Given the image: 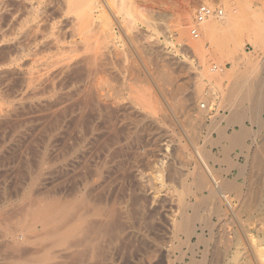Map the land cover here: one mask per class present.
<instances>
[{
    "label": "rangeland",
    "instance_id": "obj_1",
    "mask_svg": "<svg viewBox=\"0 0 264 264\" xmlns=\"http://www.w3.org/2000/svg\"><path fill=\"white\" fill-rule=\"evenodd\" d=\"M200 4L222 8L223 17L234 23L226 31H217L216 26L208 36L205 25L221 21L209 19L200 25L198 38H192L188 28ZM87 50L96 53L95 79L100 77L101 93L105 91L107 98L104 120L87 106L78 108L75 97L64 99L73 88L74 74L58 79L70 82L57 83L56 97L29 95L25 79L31 69L56 65L53 70ZM263 55L264 0H0V264H26L36 248L38 255L46 250L62 253V247L45 246L41 234L44 225L58 223L67 211L65 218L73 225L89 220L94 224L98 219L101 223V218L106 222L105 214L115 212L112 221L117 224L111 227L117 231L112 235L108 229L113 239L106 233L104 246L100 243L108 256L91 263L87 255V262L81 257V264H257L248 246L251 243L259 253L264 250V93L260 124L246 117L239 120L242 107L253 104L232 88L231 59L260 61ZM214 66L217 71H212ZM262 66L256 71L257 80L264 75ZM193 89L196 96L186 108L183 99ZM205 99L208 111L200 108ZM63 106H69L67 116H57L55 108L59 113ZM233 109L238 123L231 120ZM90 126L97 131L90 134ZM241 127L258 132L254 141L245 140L246 149L230 142ZM194 146L209 153L208 164L216 178L232 186L227 195L237 214L224 210V202L211 192ZM95 169H100L101 178L92 195L86 196L80 176ZM96 194H101V205L94 203ZM138 198L143 199L137 202ZM82 203L90 204L89 209ZM80 206L90 211L85 214ZM98 212L101 215L91 214ZM40 219L45 220L40 223ZM184 220L195 234H185ZM19 234L26 236L23 241H15ZM14 246L18 250L12 252ZM76 248L81 249L73 245L70 251ZM261 254L264 260V251ZM67 259L63 263L80 264Z\"/></svg>",
    "mask_w": 264,
    "mask_h": 264
},
{
    "label": "bare ground",
    "instance_id": "obj_2",
    "mask_svg": "<svg viewBox=\"0 0 264 264\" xmlns=\"http://www.w3.org/2000/svg\"><path fill=\"white\" fill-rule=\"evenodd\" d=\"M90 1V0H89ZM92 1V0H91ZM219 20H221V21H216V22H218L217 24H216V22L214 23V21L213 22H208L206 25H205V30L206 31H204L205 32V34L206 35H208V36H212L213 34V32L215 31V27L217 26L218 28H219V30H217V31H220V30H225L229 25H231L232 23H234V21L232 20V19H230V18H228L227 16H225V17H220V19ZM205 24V23H204ZM36 26V25H35ZM232 26V25H231ZM18 27H19V25H18ZM229 28V27H228ZM32 29V28H31ZM35 29V28H34ZM21 30V29H20ZM229 30V29H228ZM234 30V29H233ZM34 31H36V30H34ZM226 31V30H225ZM38 32V31H37ZM228 32V31H227ZM34 33V35H35V32H33ZM225 33V32H224ZM212 34V35H211ZM220 34V33H219ZM232 34V33H231ZM20 35V34H19ZM23 35V34H22ZM31 35H33L32 33H31ZM33 35V40H35L34 38H35V36ZM233 35H235V34H233ZM240 35V34H239ZM225 37V36H224ZM228 37V36H227ZM230 37V36H229ZM214 38V37H213ZM234 38V37H233ZM32 39V38H31ZM221 39V38H220ZM236 39V38H235ZM227 40H228V38H227ZM234 39H232L231 40V45L230 46H232L233 47V43H234ZM31 42V41H30ZM32 42H34V41H32ZM237 42V41H236ZM235 42V43H236ZM37 43V42H36ZM223 43V42H222ZM228 43H230L229 41H228ZM229 45V44H228ZM44 46H45V44H44ZM52 46V45H51ZM54 46V45H53ZM237 46H239V45H237ZM38 48V47H37ZM84 48V47H83ZM87 48H85V50H86ZM240 49V48H239ZM54 50V49H53ZM77 50V49H76ZM233 50H235V47H234V49ZM87 51H90V50H87ZM86 51V52H87ZM35 52V51H34ZM45 52V51H44ZM91 52V53H90ZM90 52H88L86 55H82L81 57H76V55H75V58H68L67 60H69L67 63H65V65L63 64V62H60L61 63V67L59 66V67H54L53 68V70L51 69L53 66H56V65H53V64H56V63H53L52 65V67H48V69H51V70H48L47 68H43V70H41V71H35L34 69H31L33 72L32 73H30L29 75H28V77L29 78H27V79H25V81H28L29 80V87L31 88L30 90H31V94H29V95H33V96H35V95H37V96H39V95H45L46 93L47 94H49V95H51V96H55V95H57V93H56V91H57V89H56V87H60V86H56L57 85V83H60V82H58V79H59V81H60V78L61 77H67V76H65L66 74L68 75V73H70V74H74L73 76H71V80H73L72 82V85H73V90L71 91L70 90V88H69V90H70V92H66V94L64 93V92H62V93H64V99H68V97L69 96H73V97H75V99L74 100H76L78 103H76L78 106H80V105H82V106H84V107H88L89 108V110H91L92 111V113L93 112H95V114L97 113L98 114V118L100 119L101 118V120H104L105 119V114H108L107 112H108V104H107V101H106V99H105V91H104V95L101 93V88H100V86H101V84H100V77L98 78V79H95V74L97 73L96 71H94V70H96V69H94V64H93V62H94V54H96V53H94V54H92V51H90ZM33 53V52H32ZM85 53V52H84ZM84 53H82V54H84ZM77 55H79V54H77ZM33 56V55H32ZM34 56H36V55H34ZM38 56V55H37ZM42 56V55H41ZM62 56V55H61ZM71 56H73V55H71ZM96 56V55H95ZM246 56V55H245ZM264 56V55H263ZM67 57V56H66ZM69 57V56H68ZM74 57V56H73ZM33 58H35V57H33ZM257 58V57H256ZM51 59V58H50ZM262 59H263V57H262ZM49 60V59H48ZM97 60V59H96ZM57 61V60H56ZM63 61V60H62ZM43 62V61H42ZM47 62V61H46ZM45 62V63H46ZM54 62V61H53ZM231 62H232V66L233 67H235V71H234V76L233 77H235L233 80H234V83H233V89L235 90V94L236 95H239L240 97H242V98H244V99H247V100H249L250 102H252V104L253 105H250V107H247V108H245L244 109V107H242L243 108V111H240V112H238V113H240V118H239V120L240 119H242L243 117L245 118H249V119H251V120H254V122L255 123H257V124H260V119H259V115H260V113L262 112V110H263V106H262V94L264 93V75L262 76V77H260V78H258V80L256 79L257 77V75H258V73L256 72L257 71V69H258V67H260V66H262V65H264V60H254V59H250V57H246V59H243V58H240V57H234V58H232L231 59ZM36 63V61L35 60H33V64H35ZM40 63V62H39ZM45 63L43 64L44 65V67H46V65H45ZM49 63H51V62H49ZM42 64V63H41ZM42 65V66H43ZM47 65H50V64H47ZM59 65V63L57 64V66ZM36 66H41V65H36ZM51 66V65H50ZM35 67V66H34ZM262 67H264V66H262ZM261 67V68H262ZM40 69H42V67L40 68ZM31 70H30V72H31ZM263 70V69H262ZM34 71L36 72V73H34ZM136 71V70H135ZM27 72V71H26ZM72 72H74V73H72ZM166 73V72H165ZM264 73V72H263ZM69 74V75H70ZM167 74V73H166ZM68 75V78L70 77ZM163 75H164V73H163ZM97 76V75H96ZM168 75H166V77H167ZM261 76V75H260ZM63 77V78H64ZM98 77V76H97ZM161 78H163L164 79V77L162 76ZM65 79H67V78H65ZM64 79V80H65ZM69 80V82H70V79H68ZM62 81V80H61ZM66 81V80H65ZM100 81V82H99ZM64 81H62L61 83H63ZM68 81L65 83L64 82V84L65 85H67L68 83H69ZM60 83V84H61ZM21 84V83H20ZM70 85H71V83H70ZM70 85H69V87H70ZM36 86H39L40 87V90H38V89H36ZM56 86V87H55ZM26 87H27V84H26ZM38 87V88H39ZM65 86H62V89H67V87H65ZM104 88V87H103ZM24 89H25V87H24ZM60 89V88H59ZM58 89V90H59ZM29 90V89H28ZM103 90V89H102ZM194 90V89H193ZM190 91L189 92V94L183 99V105L187 108L188 106H189V104H191L192 102V99H194V96H196L195 94H196V91L194 90V91ZM66 91V90H65ZM28 92H30V91H28ZM210 92V91H209ZM232 93H234L233 91H232ZM59 94V93H58ZM27 95H28V93H27ZM60 95H62V94H60ZM214 94H212V92L210 93V96H213ZM36 97V96H35ZM56 97V96H55ZM59 97V96H58ZM57 97V99H59ZM66 97V98H65ZM52 98H54V97H52ZM231 98V97H230ZM236 98V97H235ZM242 98H241V101H242ZM27 99V98H26ZM50 99V98H49ZM55 99V98H54ZM60 99H63V98H61L60 97ZM64 99H63V101H64ZM210 99V98H209ZM39 100V99H38ZM53 100V99H52ZM72 100V99H71ZM60 101H62V100H60ZM65 101H67V100H65ZM70 101V99H68V102ZM75 101V102H76ZM205 101H208V104H209V100H206L205 99ZM34 102V101H33ZM36 102H38V101H36ZM50 102V101H49ZM57 102V101H56ZM46 103V102H45ZM64 103V102H63ZM74 103V102H73ZM39 104H40V102H39ZM38 104V105H39ZM54 104V103H53ZM65 104H66V102H65ZM71 104V103H70ZM75 104V105H76ZM230 104V103H229ZM49 105H51V104H49ZM56 106V105H55ZM59 106V105H58ZM232 106V105H231ZM65 106H63V108L62 109H60L59 110V113H58V110L55 108V112L57 111V113H55L56 115L57 114H59V116L61 115V116H64V115H66V112H67V114H68V111H67V109L66 108H68V107H66V108H64ZM72 107H74V106H72ZM54 108H53V110H54ZM75 108V107H74ZM78 108H82L83 109V107H78ZM190 108H191V106H190ZM51 109V108H50ZM237 109H239V108H237ZM188 110V109H187ZM187 110H186V112H187ZM84 111V110H83ZM233 111H234V109H233ZM233 111H232V113H233ZM237 111V110H236ZM81 112H82V110H81ZM204 112V111H203ZM235 112V111H234ZM79 113H80V110H79ZM49 114V113H48ZM234 115L231 117V120H232V122H235V121H237V123H238V120H235V116L236 115H238V114H236V112L235 113H233ZM81 116H83L82 114H80ZM79 115V116H80ZM58 116V115H57ZM67 116V115H66ZM107 116V115H106ZM1 117H4V116H1ZM84 117V116H83ZM80 117H78V119H79ZM107 118V117H106ZM81 119H83V118H81ZM81 119H79V121H81ZM238 119V118H237ZM62 120V119H61ZM3 121H5V119L3 120ZM54 121V120H53ZM49 122V121H48ZM62 122V121H61ZM83 122V121H82ZM231 122V121H230ZM4 123V122H3ZM55 123H56V121H55ZM55 123H54V125H55ZM57 124V123H56ZM75 124V123H74ZM78 124V123H77ZM76 124V125H77ZM88 125H91V123L90 124H88ZM52 126V125H51ZM86 126H87V124H86ZM85 126V127H86ZM83 127V126H82ZM85 127H84V129H85ZM91 127V126H90ZM95 127V126H94ZM15 128V127H14ZM49 128V127H48ZM57 128V127H56ZM87 128V127H86ZM100 128V127H99ZM89 129V133L91 134V133H93L94 131H97V128L95 127V129L96 130H94L93 131V127H91V128H88ZM82 131V130H81ZM80 132V131H79ZM220 135L223 137L224 136V131L221 129L220 131ZM86 133V132H85ZM88 132H87V134H89ZM101 133V132H100ZM103 133V132H102ZM258 133V132H257ZM257 133L255 132V133H253V132H251V131H249L248 129H246L245 127H241L240 128V130L239 131H237V133H235L234 135H233V137L230 139V142H232L233 144H235V145H237L236 147H238V146H240L242 149H246L247 147H246V145H245V140L247 139V138H252V140L254 141L256 138H257ZM84 135H86V134H84ZM97 135V137H99L100 138V136H98V133L96 134ZM104 135V134H103ZM95 136V135H94ZM221 136L219 137V138H221ZM96 137V136H95ZM118 138V137H117ZM193 138H196L195 136L193 137ZM89 139H91V140H93L94 138L92 137H90ZM79 140V139H78ZM88 140V139H87ZM99 140V139H98ZM81 141V140H80ZM94 141H96V140H94ZM93 142V141H92ZM91 142V143H92ZM254 143V142H253ZM232 144V145H233ZM77 145V144H76ZM89 146V145H88ZM101 146H103L102 147V149H107V147H108V143H106V141H104V144L103 145H101ZM76 147V146H75ZM79 147V146H78ZM78 147H76L77 149H78ZM195 147V149H196V151H197V154L199 155V164H200V166L202 167V169L204 170V172L203 173H205L206 174V177L211 181V192L212 193H214L215 195H217L223 202H224V204H225V206L227 207V209L225 208L224 210H228V209H230V211L231 212H233V215H234V211H232V206H231V199H229V197L230 196H228L229 194L227 193V189L228 188H231L232 186L231 185H229L228 183H221L220 181H219V179H217L216 178V176H215V173H214V171H213V169L211 168V166L208 164V154L206 155V153H204V152H201L200 151V149L198 148V147H196V146H194ZM111 148V147H110ZM77 149L75 150V151H77ZM109 149V148H108ZM104 150H103V152H104ZM100 151H101V149H100ZM75 155V154H74ZM65 156H67V154L65 155ZM64 156V157H65ZM103 156H104V158H105V155H104V153H103ZM110 156V155H109ZM83 157V156H82ZM62 158V157H61ZM76 158V157H75ZM84 158V157H83ZM92 158V157H91ZM76 159H78V158H76ZM83 161V160H82ZM260 162V161H259ZM102 163V162H101ZM258 163V162H257ZM67 164V163H66ZM263 165V164H262ZM261 165V166H262ZM261 166H259V167H261ZM65 167V166H64ZM87 168V167H86ZM101 171H100V169L99 170H97V169H95L94 170V172H93V174H92V172H87V173H85V175H81L80 177L82 178V179H84L83 180V188H84V190H85V193H87V195L86 194H82V195H86V196H88V194H91L92 195V193L94 192L93 191V189H94V187H95V185L96 184H98L97 183V180L99 181V179L101 178ZM76 177H79L78 176V174H77V176ZM205 177V178H206ZM80 178V179H81ZM221 180V179H220ZM222 181V180H221ZM66 182V181H65ZM69 183V182H68ZM62 184V183H61ZM62 186V185H61ZM204 186V185H203ZM207 186H209V185H207ZM234 186V185H233ZM234 188V187H233ZM233 190V189H232ZM84 192V191H83ZM228 194V195H227ZM98 194H96V196H97ZM101 195V194H100ZM100 195H98L99 196V198L98 199H101L102 197H100ZM136 195V194H135ZM103 196V195H102ZM137 196V195H136ZM211 196V195H210ZM139 197V196H138ZM85 198V197H84ZM180 198V197H179ZM81 199H82V197H81ZM85 199H87V198H85ZM97 198H96V200H94V203L96 204V202H97V204L98 205H101V203L100 202H103V199H101V201L100 200H98ZM140 198H138V199H135V200H137V202H139V201H141L142 199H140ZM182 199V198H181ZM180 199V200H181ZM89 200V199H88ZM139 200V201H138ZM82 201V200H81ZM83 201H84V199H83ZM82 201V202H83ZM90 201H92V200H89V202ZM179 201V200H178ZM185 201V200H184ZM264 201V200H263ZM39 202V201H38ZM85 202H86V200H85ZM88 202V201H87ZM86 202V203H87ZM164 202V201H163ZM187 202V201H186ZM85 203V204H86ZM100 203V204H99ZM136 203V202H135ZM143 203H144V201H143ZM179 203V202H178ZM188 203H190V202H188ZM187 203V204H188ZM78 204H81V203H78ZM83 204V203H82ZM85 204H83L82 206H86V208H88L89 209V207L88 206H90V204L89 205H85ZM88 204V203H87ZM139 205L140 204H142V202L141 203H138ZM263 204V203H262ZM94 205V204H93ZM93 205H92V207H93ZM138 205V206H139ZM143 205V204H142ZM145 205V204H144ZM180 205V204H179ZM34 206V205H33ZM36 206V205H35ZM79 206V205H78ZM137 206V205H136ZM180 206H185V204H183V203H181V205ZM188 206V205H187ZM264 206V205H263ZM29 207H30V205H29ZM73 207V206H72ZM81 207V206H80ZM102 207V206H101ZM140 207V206H139ZM219 207V206H218ZM74 208H75V210L78 208H76V206L74 205ZM73 208V209H74ZM82 209H84L83 207H81ZM100 208V207H99ZM98 208V209H99ZM112 208V207H111ZM141 208H143L142 206L140 207V209ZM224 208V207H223ZM66 209H70V208H66ZM88 209H84L85 211H84V213L86 214L87 212H89L88 211ZM108 209V208H107ZM139 209V208H138ZM222 209V208H221ZM221 209H220V211H221ZM245 209V208H244ZM74 210V211H75ZM96 210V207L94 208V211ZM100 210V209H99ZM103 210V209H102ZM101 210V211H102ZM181 210V209H180ZM216 210V209H215ZM218 210V209H217ZM29 211H30V209H29ZM28 211V212H29ZM71 211H72V208H71ZM74 211H72V212H74ZM78 210H76V213H78L77 212ZM87 211V212H86ZM219 211V212H220ZM264 211V210H263ZM100 212V211H99ZM98 212V213H99ZM108 212V211H107ZM179 212V211H178ZM181 212V211H180ZM227 212V211H226ZM67 213H68V211H67ZM67 213H65V212H63L62 214H63V216H62V218L60 217V221L58 222V223H56V224H54V223H52V222H49L50 223V225L51 226H47V228H45V226L46 225H44V230L45 231H42V232H44V233H42L41 235V237H42V239H41V241L43 242V243H47V244H45V246H47L49 249H52V248H56V247H62V249H59V250H61L62 251V253H60V254H58V250L57 251H55V250H51V251H49V250H46V251H44L43 252V254L41 253L40 255H38L40 252H39V250H40V248H36L35 250H33L34 251V254L31 256V254L27 257V259L26 258H24V259H26V264H65V263H68L67 261H66V259L67 258H71L72 257V260H73V258L74 259H76V261L77 262H80V264H81V257L84 259V256H87V257H85V258H88V257H90V259L88 258L87 260H89V261H91V263H92V261L94 260H103L102 258H104V256H108L107 255V252L105 253L103 250H100V243H102V242H104V237L103 236H105V237H107L106 236V233H108V235H111V234H109V230L108 229H112V228H115V227H111V225H112V223H114V221H115V219H114V221H112L113 220V216L112 215H114L115 214V212L111 215V213L109 214H107L109 217H107V215L105 214V217H106V222L104 221L105 219L103 218H101V223H99V219H98V222H95L94 224L92 223L93 221H91V220H89V219H87V220H89V221H87V222H85L83 225H82V223H74L75 225H73V224H70V222L67 220V219H69L68 217L67 218H65L66 217V215H67ZM222 213V212H221ZM240 213V212H239ZM238 213V214H239ZM69 214V213H68ZM72 213H70V215H71ZM91 214H93V215H101V213H99V214H97V213H91ZM180 214V213H179ZM218 214V213H217ZM235 214H237V213H235ZM73 215V214H72ZM71 215V216H72ZM28 216V215H27ZM26 215H25V217H27ZM36 216V215H35ZM68 216V215H67ZM82 216V215H81ZM111 216H112V218H111ZM116 216V215H115ZM222 216V215H221ZM236 216V215H235ZM254 216V215H253ZM47 217V216H46ZM49 217V216H48ZM73 217V216H72ZM71 217V218H72ZM76 217V216H75ZM99 217H101V216H99ZM117 217V216H116ZM115 217V218H116ZM180 217V216H179ZM222 217H226V216H222ZM237 217V216H236ZM56 218V220H57V217H55ZM108 218V219H107ZM249 218H251V217H249L248 216V218L247 219H249ZM262 218V217H261ZM46 219V218H45ZM44 219V220H45ZM49 219H51V218H48V220ZM91 219V218H90ZM93 219V218H92ZM96 219V218H95ZM125 219V218H124ZM222 219V218H221ZM44 220L43 219H40L39 220V222L40 223H42V222H44ZM47 220V221H48ZM54 220V219H53ZM97 220V219H96ZM95 220V221H96ZM117 220V219H116ZM176 220V219H175ZM252 220V219H251ZM263 220V219H262ZM58 221V220H57ZM258 221V220H257ZM54 222V221H53ZM163 222V221H162ZM260 222V221H259ZM264 222V221H263ZM39 223V224H40ZM97 223H99V224H97ZM116 224H117V222H115ZM114 223V224H115ZM172 223H174V222H172ZM180 223V222H179ZM113 224V225H114ZM188 224V222H187V220H184V222H182V225H181V228L183 229V231L185 232V234H187V235H191V234H195V230L193 229V228H188L186 225ZM194 224V223H193ZM223 224V223H222ZM244 224H246V223H244ZM9 225V224H8ZM70 225H73V227H70ZM242 225V224H241ZM115 226V225H114ZM137 226V225H136ZM257 226V225H256ZM1 227V226H0ZM118 227V226H117ZM171 227H172V225H171ZM8 228V227H7ZM6 228V229H7ZM20 228H22V227H20ZM19 228V229H20ZM241 228H242V230H243V232L245 233V240H247V243H249L248 241V237L246 236V232H247V230L245 229L246 227H244V225H242L241 226ZM118 229V228H117ZM174 229V228H173ZM8 230V229H7ZM261 230V229H260ZM10 231H12V230H10ZM14 231V230H13ZM16 231H17V233L19 232L18 231V229H16ZM114 231H117V230H115V229H112V231L110 232V233H112V235H114ZM262 231H263V229H262ZM4 233H5V231H3ZM161 232V231H160ZM243 232H242V234H243ZM260 232V231H259ZM3 233V234H4ZM7 233H9L8 231H6V233L5 234H7ZM263 233V232H262ZM13 234V233H12ZM93 234V235H92ZM117 234V233H116ZM115 234V235H116ZM198 234V233H197ZM112 235H111V238H112ZM4 236V235H3ZM9 236V235H8ZM37 236H39L38 234H37ZM201 236H202V234H201ZM224 236V235H223ZM222 236V237H223ZM263 236H264V234H263ZM262 236V237H263ZM20 237V238H19ZM19 237H17L18 238V240H17V238H15V241H23V238H25V237H23L22 235H20L19 234ZM103 237V238H102ZM110 237V236H109ZM115 237V236H114ZM116 237H118V236H116ZM200 237V236H199ZM240 237H242V236H240ZM1 238V237H0ZM28 238V237H27ZM26 238V239H27ZM185 238H186V236H185ZM108 239V238H107ZM106 238H105V242H106V240H107ZM113 239V238H112ZM119 239H120V237H119ZM189 239V238H188ZM240 239V238H239ZM262 239H264V237L262 238ZM110 240V239H109ZM115 240V239H114ZM113 240V241H114ZM238 240V239H237ZM241 240V239H240ZM10 241V240H9ZM112 241V240H111ZM117 241V240H116ZM159 241V240H158ZM236 241V240H235ZM262 241V240H261ZM261 241H260V244H261ZM3 242H5V244L7 243V240L5 239V241L3 240ZM115 242V241H114ZM239 242V241H238ZM264 242V241H263ZM2 243V242H1ZM10 243H12V241L10 242ZM112 243V242H111ZM244 243V242H243ZM9 244V243H8ZM7 244V245H8ZM16 244V243H15ZM14 243H13V245H15ZM35 244H37V246L38 245H40V244H38V242L37 243H35ZM103 244V246H104V243H102ZM251 244V243H250ZM249 244V246L248 247H250V251H251V253H252V255H253V262H257V264H262V262L264 261V260H262V254H261V252L262 251H264V250H260L261 252L259 253L256 249H255V247H253L252 246V244L250 245ZM17 245V244H16ZM15 245V246H16ZM22 245V244H21ZM41 245H42V243H41ZM73 245H76V246H79V248H81L80 250H77V248L75 249V250H77L76 252L74 251V252H72V251H70V247L72 246L73 247ZM237 245V244H236ZM244 245V244H243ZM262 245H263V243H262ZM15 246H14V248L12 247V249H13V251H12V249H11V251L12 252H14L15 251ZM102 246V245H101ZM41 247H43V249H44V244L41 246ZM127 247V246H126ZM246 247H247V245H246ZM4 248H6V247H4ZM9 248H11L10 246H9ZM47 248V249H48ZM259 248V247H258ZM257 248V249H258ZM42 249V248H41ZM105 249H106V247H105ZM138 249V248H137ZM245 249V248H244ZM254 249L257 251V253H258V258H257V256H256V251L254 252ZM262 249V248H261ZM16 250H18V249H16ZM107 250H108V248H107ZM246 250V249H245ZM21 251H23V250H21ZM103 251V252H102ZM18 253H20L19 251H17ZM16 252V253H17ZM32 252V251H31ZM109 252V251H108ZM246 252H248V251H246ZM245 252V253H246ZM193 253V252H192ZM243 253H244V251H243ZM244 253V254H245ZM261 254V255H260ZM36 255V256H35ZM20 256V255H19ZM240 256V255H239ZM250 256H251V254H250ZM249 256V257H250ZM259 256H261L260 258H259ZM202 257V256H201ZM247 257V256H246ZM245 257V258H246ZM20 258V260H22V257H19ZM183 258V257H182ZM248 258V257H247ZM251 258V257H250ZM4 259V258H3ZM239 259V258H238ZM259 259H260V261H259ZM16 261H18V259L16 258L15 259ZM68 260V259H67ZM87 260L86 259H84L83 261H85V262H87ZM97 260V261H98ZM189 260H190V258H189ZM237 260V259H236ZM246 260V259H245ZM248 260H249V258H248ZM251 260H252V258H251ZM250 260V261H251ZM66 261V262H65ZM82 261V262H83ZM88 261V262H89ZM94 261H93V263H94ZM96 261V262H97ZM104 261V260H103ZM198 261V260H197ZM249 261V262H250ZM262 261V262H261ZM22 262V261H21ZM63 262H65V263H63ZM70 262H71V259H70ZM74 262H75V260H74ZM74 262H73V264H74ZM96 262H95V264H96ZM182 262H183V260H182ZM234 262H236L235 260H234ZM242 262H245L244 260L242 261ZM23 263V262H22ZM187 263V262H186ZM195 263H196V261H195ZM195 263H187V264H195ZM200 263V262H199ZM199 263H197V264H199ZM70 264V263H69ZM75 264H78V263H75ZM85 264V263H84ZM89 264H90V262H89ZM100 264H101V262H100ZM241 264H243V263H241ZM244 264H248V262H246V263H244ZM249 264H251V263H249Z\"/></svg>",
    "mask_w": 264,
    "mask_h": 264
},
{
    "label": "built area",
    "instance_id": "obj_3",
    "mask_svg": "<svg viewBox=\"0 0 264 264\" xmlns=\"http://www.w3.org/2000/svg\"><path fill=\"white\" fill-rule=\"evenodd\" d=\"M223 14V9L220 7H210L205 4H200L196 7L193 17V23L188 28L190 36L194 39H197L199 36V27L201 24H203L205 21H208L209 19L220 18L223 16ZM212 71H217V67L214 66ZM200 108L204 111H208L210 109L206 101L200 104Z\"/></svg>",
    "mask_w": 264,
    "mask_h": 264
}]
</instances>
